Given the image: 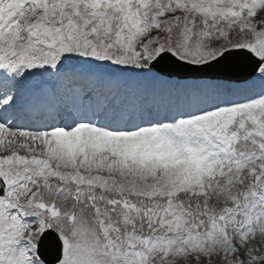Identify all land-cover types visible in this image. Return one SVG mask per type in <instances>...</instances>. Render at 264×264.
I'll list each match as a JSON object with an SVG mask.
<instances>
[{
    "label": "snow or ice",
    "instance_id": "obj_1",
    "mask_svg": "<svg viewBox=\"0 0 264 264\" xmlns=\"http://www.w3.org/2000/svg\"><path fill=\"white\" fill-rule=\"evenodd\" d=\"M0 264H264V0H0Z\"/></svg>",
    "mask_w": 264,
    "mask_h": 264
},
{
    "label": "rangeland",
    "instance_id": "obj_2",
    "mask_svg": "<svg viewBox=\"0 0 264 264\" xmlns=\"http://www.w3.org/2000/svg\"><path fill=\"white\" fill-rule=\"evenodd\" d=\"M21 154H23V153H21Z\"/></svg>",
    "mask_w": 264,
    "mask_h": 264
}]
</instances>
